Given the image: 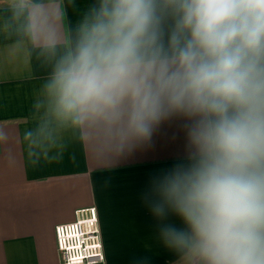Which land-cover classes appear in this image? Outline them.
<instances>
[{
    "label": "crops",
    "instance_id": "0c3cea01",
    "mask_svg": "<svg viewBox=\"0 0 264 264\" xmlns=\"http://www.w3.org/2000/svg\"><path fill=\"white\" fill-rule=\"evenodd\" d=\"M112 2L0 0V264H61L55 227L86 208L97 214L104 264H204L164 236L166 226L193 232L160 190L198 164L190 133L202 117L165 109L143 137L127 98L78 121L57 110L58 66ZM156 3L170 56L180 17L168 0Z\"/></svg>",
    "mask_w": 264,
    "mask_h": 264
},
{
    "label": "clouds",
    "instance_id": "9594fccd",
    "mask_svg": "<svg viewBox=\"0 0 264 264\" xmlns=\"http://www.w3.org/2000/svg\"><path fill=\"white\" fill-rule=\"evenodd\" d=\"M179 15L171 55L158 43L156 0H113L86 28L50 88L77 121L131 100L143 137L165 109L202 119L190 136L199 161L161 193L190 226L164 236L204 264H264V0H168ZM164 215V205H153ZM79 237L77 225L57 226ZM62 249L63 239L59 240ZM83 257L68 264H82Z\"/></svg>",
    "mask_w": 264,
    "mask_h": 264
},
{
    "label": "built area",
    "instance_id": "2783aa9c",
    "mask_svg": "<svg viewBox=\"0 0 264 264\" xmlns=\"http://www.w3.org/2000/svg\"><path fill=\"white\" fill-rule=\"evenodd\" d=\"M72 224L77 225L79 240L76 237H69L67 233L58 237L57 226L55 227V242L57 252L61 257V264H68L69 255L83 257L82 264H104L95 209L86 208L77 210L74 221L59 226ZM60 239L65 241L63 249L59 244Z\"/></svg>",
    "mask_w": 264,
    "mask_h": 264
},
{
    "label": "snow or ice",
    "instance_id": "6c2138e0",
    "mask_svg": "<svg viewBox=\"0 0 264 264\" xmlns=\"http://www.w3.org/2000/svg\"><path fill=\"white\" fill-rule=\"evenodd\" d=\"M60 232H61L63 235H65V233H67V232H65L64 230H60ZM67 235H68L69 237H71V234L67 233ZM62 247H63V246H62ZM73 259H74V260H78V257H73Z\"/></svg>",
    "mask_w": 264,
    "mask_h": 264
}]
</instances>
